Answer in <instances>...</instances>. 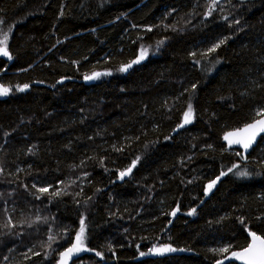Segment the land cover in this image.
Masks as SVG:
<instances>
[{
	"label": "trees",
	"instance_id": "16d2710c",
	"mask_svg": "<svg viewBox=\"0 0 264 264\" xmlns=\"http://www.w3.org/2000/svg\"><path fill=\"white\" fill-rule=\"evenodd\" d=\"M0 21V264H243L264 137L245 161L223 136L264 112V0H0Z\"/></svg>",
	"mask_w": 264,
	"mask_h": 264
},
{
	"label": "snow or ice",
	"instance_id": "6c2138e0",
	"mask_svg": "<svg viewBox=\"0 0 264 264\" xmlns=\"http://www.w3.org/2000/svg\"><path fill=\"white\" fill-rule=\"evenodd\" d=\"M2 23V21H0ZM7 41H8V35L5 33L3 36V39H0V55L7 56L9 59H11V54L8 51L7 48ZM221 44L224 43V41L220 42ZM220 44H217L215 48H219ZM212 49V51L215 50ZM146 55L145 50H141V55L137 60L132 61L131 64H128L122 68L123 71H127L128 68L132 66V64L139 63L141 59L144 58ZM100 73H94L92 76H85V79H94L99 77ZM28 85H25L24 88H27ZM23 90V89H21ZM9 89L3 88L0 86V95H6L8 93ZM193 112L192 107L189 105L188 111L184 115V122L189 123L191 121ZM259 115L264 116V112L259 113ZM183 127V125H181ZM244 133H248L249 135L246 138L236 139L234 141H230V143H240L243 144L245 149L250 146L251 142L255 139L256 135L260 132H264V119H260L255 121L253 124L247 125L245 129L240 130ZM229 135H238V133L229 134ZM228 137H225L227 139ZM132 167H135V162L133 163ZM132 171V168L130 167L127 169V171L120 173L121 178H123L125 175H128ZM241 175H247V173H241ZM215 184V181H213L211 184H209V189H211ZM41 192H47L48 189H40ZM53 195H59V193H53ZM193 212H195V209H193ZM175 215V213H173ZM84 222L81 221V229L80 234L76 237V243L72 245L71 248L67 249L65 253H62V256L69 257L73 252H79L81 250V247L83 245V239H84ZM251 236V243L244 248L241 252H234L232 253L233 257L236 259L242 260L244 264H264V237L258 236L255 232L250 233ZM153 251L157 252H165V251H176V249L172 248H164V249H156ZM221 252H227L228 249H221ZM97 255H100V253H97ZM141 255H145V253H141ZM220 264H223L221 261Z\"/></svg>",
	"mask_w": 264,
	"mask_h": 264
},
{
	"label": "water",
	"instance_id": "95a60500",
	"mask_svg": "<svg viewBox=\"0 0 264 264\" xmlns=\"http://www.w3.org/2000/svg\"><path fill=\"white\" fill-rule=\"evenodd\" d=\"M260 119H264V116L260 117L257 120H260ZM257 120H255V121H257ZM255 121L249 123L248 125L253 124ZM246 126L247 125L243 126L240 129L229 131L223 136V142H224V144L227 145L228 150H239L245 161L247 160L248 156L252 153V151L258 146L261 139L264 137V132L258 133L256 135L255 139L251 142L250 146L247 147V149H245L243 144L230 143V141H234L236 139H241V138H246L249 135L248 133H244V132L240 131V130L245 129ZM234 133H238V135H229V134H234ZM225 137H228V138L225 139ZM131 173H132V171L128 175H125L123 178H120V181L122 182L123 179L128 178L131 175ZM67 260H68V258L63 259L60 262V264H66ZM237 260H239V259H237ZM239 261H241L244 264V262L242 260H239Z\"/></svg>",
	"mask_w": 264,
	"mask_h": 264
},
{
	"label": "rangeland",
	"instance_id": "374dc122",
	"mask_svg": "<svg viewBox=\"0 0 264 264\" xmlns=\"http://www.w3.org/2000/svg\"><path fill=\"white\" fill-rule=\"evenodd\" d=\"M142 49L146 51V55L144 56V58L141 59L139 63L132 64V66H131L130 68H128V69H131L133 66H135V65H137V64H140V63L146 61V59H147L148 56H149V48H148V47H142L141 50H142ZM141 50H140V53H139V57H140V55H141ZM139 57H138V58H139ZM100 74H101V75H100L99 77L94 78V79H91V81L96 82L101 76H109V75H110V72H104V73H100ZM7 95H8V93H7L6 95H0V98H5ZM192 121H193V116H192L191 121H190L189 123H185V122H184V126L189 125L190 123H192ZM213 188H214V187H213ZM82 246H83V245H82ZM81 248H82V247H81ZM164 248H172V249H176V248H174V247H172V246H169V245H164V246H154V247H152L151 249H149V251L146 252L145 255H141V257H152V256H157V257H159V256H164V255H173V254L182 253V250H178V249H176V251H165V252H162V253H161V252H157V251H153V250H156V249H164ZM75 254H76V252H74V255H75ZM72 255H73V254H72ZM72 255H70V256H72ZM66 264H67V263H66Z\"/></svg>",
	"mask_w": 264,
	"mask_h": 264
}]
</instances>
